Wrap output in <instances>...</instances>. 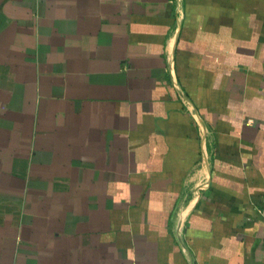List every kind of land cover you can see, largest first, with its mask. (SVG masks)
<instances>
[{
	"label": "crops",
	"instance_id": "0c3cea01",
	"mask_svg": "<svg viewBox=\"0 0 264 264\" xmlns=\"http://www.w3.org/2000/svg\"><path fill=\"white\" fill-rule=\"evenodd\" d=\"M0 264H264V0H0Z\"/></svg>",
	"mask_w": 264,
	"mask_h": 264
}]
</instances>
